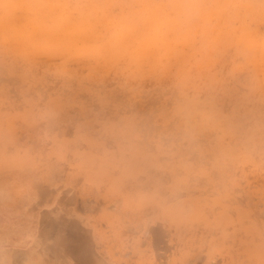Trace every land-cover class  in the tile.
Segmentation results:
<instances>
[{
  "label": "rangeland",
  "instance_id": "1",
  "mask_svg": "<svg viewBox=\"0 0 264 264\" xmlns=\"http://www.w3.org/2000/svg\"><path fill=\"white\" fill-rule=\"evenodd\" d=\"M150 11L166 48L114 44ZM263 21L264 0H0V264H264Z\"/></svg>",
  "mask_w": 264,
  "mask_h": 264
},
{
  "label": "bare ground",
  "instance_id": "2",
  "mask_svg": "<svg viewBox=\"0 0 264 264\" xmlns=\"http://www.w3.org/2000/svg\"><path fill=\"white\" fill-rule=\"evenodd\" d=\"M147 1V0H146ZM228 1V0H227ZM144 2V1H143ZM142 2V3H143ZM200 2V1H199ZM201 2H203V1H201ZM217 2H219V1H217ZM224 2H225V0H224ZM142 3H141V5H142ZM176 3V2H175ZM206 3V2H205ZM230 3V2H229ZM226 4V3H225ZM261 4V3H260ZM152 5V4H151ZM184 5V4H183ZM220 5V4H219ZM97 6H99V5H97ZM147 6V5H146ZM216 6V5H215ZM68 7V6H67ZM140 7V6H139ZM149 7V6H148ZM148 7H146V8H148ZM152 7V6H151ZM154 7V6H153ZM172 7V6H171ZM143 8H144V6H143ZM161 8V7H160ZM216 8H218V7H216ZM55 9V8H54ZM102 9V8H101ZM150 9V7L148 8V10ZM152 9V8H151ZM150 9V10H151ZM172 9V8H171ZM174 9V8H173ZM202 9V8H201ZM62 10V9H61ZM76 10V9H75ZM93 10V9H92ZM159 10V9H158ZM175 10V9H174ZM174 10H173V12H174ZM176 10L178 11L179 9H177L176 8ZM258 10H259V8H258ZM70 11V10H69ZM83 11V10H82ZM81 11V12H82ZM91 11V10H90ZM94 11V10H93ZM138 11H139V9H138ZM144 11L145 10H143L142 11V13H144ZM156 11V10H155ZM154 11V12H155ZM212 11H214V10H212ZM261 11V10H260ZM54 12V11H53ZM62 12V11H61ZM209 12V11H208ZM261 12H263V11H261ZM43 13H45V12H43ZM47 13V12H46ZM46 13H45V16H46ZM69 13V12H68ZM88 13V12H87ZM133 13V12H132ZM145 13H146V11H145ZM58 14V13H57ZM90 14V13H89ZM140 14H141V12H140ZM165 14V13H164ZM208 14H211V13H208ZM53 15V14H52ZM59 15V14H58ZM85 15H87V16H89L88 14H85ZM84 15V16H85ZM95 15V14H94ZM94 15H90V16H93V18H94ZM160 14V11L158 12V13H153L152 11H150V12H148V14H147V16L146 17H143V20L141 21V23L140 24H134V23H128L127 24V26H126V31L127 32H116V33H113V34H110V36H112V38H113V42H114V44H118V45H120L121 47H123V46H125L124 45V43L126 42V41H130V42H132V43H137V45H138V47H139V49H141V52L139 53V55L141 56V53L144 51V50H146V49H149V48H154V49H157V51H158V48H160V44H162L163 43V45H162V47L163 48H166L167 47V45H168V41L170 40V39H168V37H170V38H172L173 39V37H174V33L177 31V33L178 34H180V31L177 29V27H176V25H174L173 23V25H171L169 28H167L165 31H163V29L161 28V26L159 25V21H160V19H161V16L163 15H161ZM166 15V14H165ZM261 15V14H260ZM69 16V15H68ZM67 16V17H68ZM78 16V15H77ZM128 16V15H127ZM135 16V15H134ZM139 16V15H138ZM142 16V15H141ZM169 16V15H168ZM236 16V15H235ZM47 17V16H46ZM49 17V16H48ZM128 17H130V16H128ZM133 17V16H132ZM239 17V16H238ZM54 18V17H53ZM64 18V17H63ZM70 18V17H69ZM86 18V17H85ZM95 18H97L96 16H95ZM131 18V17H130ZM138 18V17H137ZM136 18V19H137ZM165 18V17H164ZM163 18V19H164ZM122 19V18H121ZM140 19V18H139ZM167 19V18H166ZM44 20V19H43ZM54 20L55 19H53V22H54ZM73 20V19H72ZM87 20H88V18H87ZM91 20H94V19H91ZM97 20V19H96ZM106 20V19H105ZM141 20V19H140ZM165 20V19H164ZM261 20V19H260ZM35 21H37V20H35ZM81 21V20H80ZM86 21V20H85ZM85 21H83L84 23H85ZM95 21V20H94ZM100 21V20H99ZM166 21H168V19L166 20ZM64 22V21H63ZM62 22V23H63ZM78 22V21H77ZM82 22V21H81ZM107 22V21H106ZM264 22V21H263ZM39 23V22H38ZM41 23H43V22H41ZM55 23H56V21H55ZM75 23V22H74ZM108 23V22H107ZM110 23V22H109ZM170 23V22H169ZM222 23V22H221ZM44 24V23H43ZM66 24H68V23H66ZM91 24V23H90ZM121 24H122V22H121ZM193 24V23H192ZM35 25H37L36 23H35ZM40 25V24H39ZM39 25H37L38 27H39ZM72 25H73V23H72ZM82 25V24H81ZM95 25V24H94ZM170 25V24H169ZM53 26H55V25H53ZM52 26V27H53ZM87 26V25H86ZM85 26V27H86ZM89 26V25H88ZM122 26V25H121ZM35 27V26H34ZM33 27V28H34ZM81 27V26H80ZM85 27H83V29L85 28ZM138 27H140V28H138ZM60 28V27H59ZM64 28H65V26H64ZM88 28V27H87ZM211 28H213V27H211ZM257 28V27H256ZM77 29V28H76ZM89 29V28H88ZM260 29H261V27H260ZM263 29V28H262ZM59 31V30H58ZM89 31V30H88ZM32 32V31H31ZM65 31H63V33H64ZM97 32H99V31H97ZM83 33V32H82ZM100 33V32H99ZM211 33H214V32H211ZM217 33V32H216ZM216 33H214V35L216 34ZM61 34V33H60ZM67 34V33H66ZM86 34V33H85ZM3 35H5V34H3ZM9 35H10V33H9ZM21 35H23V34H21ZM24 35H26V33L24 34ZM73 35V34H72ZM95 35H97L96 33H95ZM241 35H243V33H241ZM7 36H8V34H7ZM37 36V35H36ZM62 36V35H61ZM84 36H86L87 37V35H84ZM90 36H92L91 35V33H90ZM216 36V35H215ZM214 36V38H218V37H215ZM243 36H245V35H243ZM22 37V36H21ZM32 37V36H31ZM69 37V36H68ZM71 37V36H70ZM247 37V36H246ZM260 37V36H259ZM72 38V37H71ZM74 38V37H73ZM240 38V37H239ZM242 38V37H241ZM245 38V37H244ZM27 39V38H26ZM89 39V38H88ZM91 39H92V37H91ZM68 40V39H67ZM86 40V39H85ZM215 40V39H214ZM246 40V39H245ZM244 40V41H245ZM93 41V40H92ZM50 42V41H49ZM69 42V41H68ZM71 42V41H70ZM91 41L89 40V43H90ZM95 42V41H94ZM239 42H240V39H239ZM107 43V42H106ZM109 43V42H108ZM108 43H107V45H108ZM178 43V42H177ZM176 43V44H177ZM65 44H67V43H65ZM175 44V45H176ZM179 44V43H178ZM177 46V45H176ZM263 46H264V44H263ZM120 47V48H121ZM119 48V47H118ZM156 51V52H157ZM150 53V52H149ZM147 54V53H146ZM134 56V55H133ZM4 59V58H3ZM3 63V62H2ZM6 63V62H5ZM13 63V62H12ZM8 64V63H7ZM13 64H15V63H13ZM6 66V65H5ZM104 67V66H103ZM105 68V67H104ZM4 70V69H3ZM1 71V70H0ZM4 72V71H3ZM4 75V74H3ZM23 76V75H22ZM1 79V78H0ZM233 80V79H232ZM88 82V81H87ZM125 82V81H124ZM236 82V81H235ZM126 83V82H125ZM155 83V82H154ZM11 84H12V82H11ZM222 84H224L223 82H222ZM134 85V83L132 84V86ZM235 88V87H234ZM223 91V90H222ZM75 92H77V91H75ZM180 93V92H179ZM225 93V92H224ZM84 94V93H83ZM230 94V93H229ZM229 94H228V96H229ZM204 96V95H203ZM119 97V96H118ZM239 97V96H238ZM117 98V97H116ZM196 99V98H195ZM106 100V99H105ZM244 100V99H243ZM61 101V100H60ZM203 102V101H202ZM213 102V101H212ZM238 102V101H237ZM244 102V101H243ZM93 103V102H92ZM116 103V102H115ZM178 103V102H177ZM204 103V102H203ZM59 104V103H58ZM117 104V103H116ZM126 104V103H125ZM200 104V103H199ZM241 104V103H240ZM64 105V104H63ZM118 105V104H117ZM183 105V104H182ZM186 105V104H185ZM201 105V104H200ZM97 106V105H96ZM203 107H205V106H203ZM53 108H55V106L53 107ZM118 108V107H117ZM136 108V107H135ZM208 108V107H207ZM148 109V108H147ZM151 109V108H150ZM182 109V108H181ZM60 110V109H59ZM119 110V109H118ZM135 110V109H134ZM235 111V110H234ZM147 112V111H146ZM172 112V111H171ZM145 113V112H144ZM191 113V112H190ZM195 113V112H194ZM238 114V113H237ZM241 114V113H240ZM50 115V114H49ZM213 115H214V113H213ZM229 115V114H228ZM163 116V115H162ZM183 116V115H182ZM217 117V116H216ZM148 118V117H147ZM233 118V117H232ZM125 120H126V118H125ZM197 120V119H196ZM193 121V120H192ZM151 122V121H150ZM254 122V121H253ZM258 122V121H257ZM235 123V122H234ZM221 125V124H220ZM185 126V125H184ZM189 126H192V125H189ZM195 126V125H194ZM225 127V126H224ZM255 127V126H254ZM151 128V127H150ZM207 128V127H206ZM153 129V128H152ZM169 129V128H168ZM173 129V128H172ZM193 131V130H192ZM150 132H151V130H150ZM182 132V131H181ZM257 133V132H256ZM145 135V134H144ZM148 136V135H147ZM170 136V135H169ZM191 136V135H190ZM166 140H167V138H165ZM215 139V138H214ZM257 142V141H256ZM196 144V143H195ZM239 144V143H238ZM262 144V143H261ZM216 146V145H215ZM236 146V145H235ZM175 149V148H174ZM240 150V149H239ZM200 151V150H199ZM191 153H192V151H191ZM207 153V152H206ZM250 155V154H249ZM203 156V155H202ZM256 157V156H255ZM227 159V158H226ZM246 159V158H245ZM204 160V159H203ZM232 160V159H231ZM262 160V159H261ZM264 161V160H263ZM249 164V163H248ZM221 165V164H220ZM127 167V166H126ZM231 167V166H230ZM259 167V166H258ZM211 169V168H210ZM234 171V170H233ZM216 172V171H215ZM223 172V171H222ZM143 176V175H142ZM232 179H236V178H232ZM231 180V179H230ZM80 247V246H79ZM82 254V253H81Z\"/></svg>",
  "mask_w": 264,
  "mask_h": 264
}]
</instances>
